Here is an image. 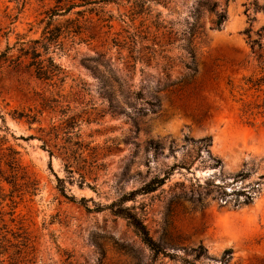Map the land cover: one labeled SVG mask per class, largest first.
<instances>
[{
    "label": "rangeland",
    "instance_id": "rangeland-1",
    "mask_svg": "<svg viewBox=\"0 0 264 264\" xmlns=\"http://www.w3.org/2000/svg\"><path fill=\"white\" fill-rule=\"evenodd\" d=\"M55 1L0 0V53L11 47L0 61V136L30 182L13 180L1 164L11 183L1 182L0 264H190L199 246L217 258L203 264H221L226 249L231 264H264V109H255L264 93L244 84L257 72L244 34L254 0L222 3L221 29L203 4L214 0L92 5L77 43L55 56L63 84L40 80L27 59L15 60L22 42L41 37ZM257 20L254 29L264 14ZM38 112L32 126L13 117ZM73 116L86 150L70 174L63 122ZM56 176L76 202L59 192ZM243 193L251 205L242 204ZM122 198L175 260L155 256L108 208Z\"/></svg>",
    "mask_w": 264,
    "mask_h": 264
},
{
    "label": "trees",
    "instance_id": "trees-1",
    "mask_svg": "<svg viewBox=\"0 0 264 264\" xmlns=\"http://www.w3.org/2000/svg\"><path fill=\"white\" fill-rule=\"evenodd\" d=\"M143 1V3L153 2L157 5L163 6H166L170 2L169 0ZM101 2H103L104 4H108L110 2H115V0H56L54 6L48 10L46 18L42 20L45 25L43 27L41 37L29 42H22L21 47L18 49L19 55L15 60H20L22 58L27 59V66L33 69L36 78L43 81L53 82V84H56V82H60L61 84H63L65 82L64 70L60 66V64L56 62L55 56L65 54L69 50V47H73L77 43L76 38L83 32L82 20L86 19V13L92 11V9L88 7ZM229 2L230 0H214V2L210 4L207 1L203 3L211 13L216 14L215 25L218 29H221L227 20V11L226 8L221 7L222 3H224L226 7L228 6ZM250 11H252L253 16H251ZM246 14L248 17V21L250 22V26L244 31V34L247 37V43L254 57L257 72H255L253 76L245 80L244 84L247 87V92L253 91L257 94L264 93V24L261 25L258 29H254V24L258 21L257 15L264 14V4L261 6L258 1L254 0L247 6ZM55 18H64L65 20L55 23ZM10 50L11 47L8 46L4 52L0 53V61H6L8 59V53L10 52ZM194 57L195 56L192 54L193 60ZM188 68L194 71L196 70L195 68H192L190 66H188ZM44 105L48 106L47 104ZM261 108L264 109V103L261 105L256 104V110H259ZM50 109L54 111L51 106ZM249 111L250 110L245 111V114H248ZM66 113L67 112H65V110L64 112H61L63 116H66ZM15 115L13 114V117L15 119L25 118L27 123L32 126L33 124H40L39 116H41L42 113H19L17 114L18 116ZM3 122L5 123V119L3 120ZM63 124L65 125L63 127V134L65 136L63 137V140L65 143L72 144L71 148H63L65 154L64 161L66 162L65 168L68 173L73 174L71 165L73 164V161H77V159L84 154L86 145L79 141L80 129L76 117H67ZM54 128H56V126H54ZM40 131L44 133L43 128H41ZM58 137V134H56L55 139H58ZM29 139H35V137L31 136ZM7 143L8 141L5 136H0V166L1 164H4V166L10 173V177L13 180H17L20 178V180L24 181V185L27 186L28 184H30L29 178L27 176L21 175L22 168L19 164L18 152L12 147L6 146ZM43 147L46 148V145H43ZM47 151L49 152V156L52 159L54 156L53 152L49 150ZM176 167L178 166L173 167L171 170H175ZM238 177L244 178V174H240ZM56 179L59 192L68 200L76 202V197L67 193L65 180L57 176ZM3 180L7 181L1 176L0 170V191L3 190L1 186V182ZM164 182L165 178L161 180H154L146 184L141 191L143 192V194L152 193L159 187H161ZM7 183L10 184L11 182L7 181ZM84 183L85 182H81L80 187H83ZM34 185L36 184L34 183ZM88 187L96 191L95 187ZM36 189L37 188H32L33 191H36ZM243 195L245 196V198L242 204L251 205L253 203V196L246 193H243ZM126 201L128 200L122 198L119 202H113L108 208L112 209L115 215L123 217L131 223V225L141 235L144 244L154 253L155 256L169 257L171 260H175L173 255L164 252V250L161 249L160 245L150 236L149 231L147 230L144 223L138 218V216L133 214L129 208H125L123 206ZM79 202L87 208V201L85 199L82 198ZM237 202H239V200ZM1 204L2 203H0V205ZM194 253V261H192L190 264H195V261L203 264V261H207L208 263H210L217 260V258L210 255L203 246H199L197 249H195ZM232 260L233 251L231 249H226L220 258L221 264H231ZM184 261L187 263L190 262L188 260Z\"/></svg>",
    "mask_w": 264,
    "mask_h": 264
}]
</instances>
